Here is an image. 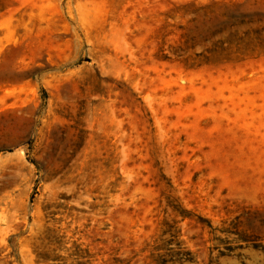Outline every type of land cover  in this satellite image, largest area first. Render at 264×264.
Listing matches in <instances>:
<instances>
[{
  "label": "rangeland",
  "instance_id": "obj_1",
  "mask_svg": "<svg viewBox=\"0 0 264 264\" xmlns=\"http://www.w3.org/2000/svg\"><path fill=\"white\" fill-rule=\"evenodd\" d=\"M0 264H264V0H0Z\"/></svg>",
  "mask_w": 264,
  "mask_h": 264
}]
</instances>
